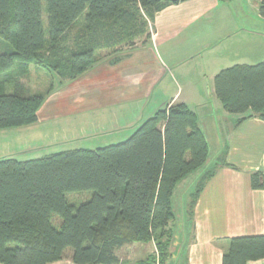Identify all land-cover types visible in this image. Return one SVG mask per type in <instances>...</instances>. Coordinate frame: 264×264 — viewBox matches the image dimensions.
Returning <instances> with one entry per match:
<instances>
[{
  "label": "trees",
  "instance_id": "1",
  "mask_svg": "<svg viewBox=\"0 0 264 264\" xmlns=\"http://www.w3.org/2000/svg\"><path fill=\"white\" fill-rule=\"evenodd\" d=\"M185 1V0H181ZM228 1V0H224ZM260 15L264 19V0ZM173 3L161 0H0V130L38 123L45 95L21 83L30 66L50 68L62 80H76L96 63L101 45H117L146 28L143 13L155 15ZM84 17L90 39L60 46ZM132 30V33L130 32ZM130 32V34H128ZM148 40L152 36L149 33ZM12 87V93L6 88ZM214 91L230 115L264 121V61L238 64L219 72ZM208 141L196 113L171 103L143 121L124 142L94 150H72L20 161L0 159V264H52L68 249L75 264H156V256L130 263L117 252L132 244L154 243L159 264L170 256L173 199L177 186L209 160ZM213 172L197 183L195 205ZM264 190V171L251 175ZM93 192L79 206L71 193ZM60 219V228L54 218ZM11 244L16 246L11 247ZM264 259V235L229 240L222 264Z\"/></svg>",
  "mask_w": 264,
  "mask_h": 264
},
{
  "label": "crops",
  "instance_id": "2",
  "mask_svg": "<svg viewBox=\"0 0 264 264\" xmlns=\"http://www.w3.org/2000/svg\"><path fill=\"white\" fill-rule=\"evenodd\" d=\"M259 9L260 2L257 0H185L165 7L155 15V29L144 50L149 59L133 61L131 67L132 73L146 69L147 73L154 75L145 73V80L121 88L119 93L126 91L128 99L113 103L130 104L150 98L171 74L172 68L201 59L208 61L209 73H200L197 79L181 75L180 81L174 77L178 91L160 107L162 109L171 103L187 104L198 117L210 152V130L218 138L213 142L221 147L219 125L222 120L228 123L227 139L215 158L219 163L214 162L215 166L213 164L202 175L210 171L213 172L212 178L206 183L195 205L194 192L191 193L188 203L185 202L182 218H178L176 213L174 195V237L165 264H222L230 239L264 235V190L254 189L251 183L252 173L264 170V121L253 117L237 124L243 116L226 113L214 91L215 76L226 68L247 64L248 55L255 52L254 47L259 46L255 43L253 46L247 45V37L256 40L261 38L262 32L237 24L238 18L247 17L248 14L262 22ZM162 71L165 73L160 74ZM146 118H138L128 136ZM122 125L117 123L115 127L120 129ZM151 244L154 243L128 245L117 255L124 252L121 260L135 263L151 255L148 251ZM52 264H75L72 251L66 252L62 261ZM248 264H264V259Z\"/></svg>",
  "mask_w": 264,
  "mask_h": 264
},
{
  "label": "rangeland",
  "instance_id": "3",
  "mask_svg": "<svg viewBox=\"0 0 264 264\" xmlns=\"http://www.w3.org/2000/svg\"><path fill=\"white\" fill-rule=\"evenodd\" d=\"M42 3L43 23L47 30L46 0H42ZM142 16L146 22V28L142 30L139 24L134 27L132 30L139 35L134 37L133 41L129 40V36L117 45H101L96 50V63L76 80H62L50 68L35 64L30 66L27 75H24L20 82L27 84L32 92L44 93L45 104L39 113L40 120L30 126L0 130V159L14 156L20 161H27L66 151L94 150L124 142L134 133L132 132L128 136L133 123L138 118L147 117L146 119H149L150 115H154L155 111H158L176 95L178 90L174 77L181 81L182 76H188L190 79L193 76L197 79V75L200 73L203 75L209 73L208 61L202 59L198 62L181 65L171 69L172 75H167L164 82L159 85L150 98H142L130 104H113L128 99L126 91L123 94L119 93L121 88L133 82L138 84L146 79L144 78L147 73L146 69H143V72L138 70L139 73H132L131 68L133 61L149 59L148 53H145L144 50L150 41L147 36L149 33L152 36L155 27L154 21L148 15L143 13ZM256 18L248 14L247 17L241 16L237 20V24L242 27L244 25L248 29L250 27L262 32L259 39L252 40L247 37V45L253 46L254 43L259 45L254 47L256 53L248 55V65H257L264 61V19L260 22ZM89 39L90 33L87 31L85 19L82 17L66 34L60 46L72 48L78 41L86 42ZM5 46V41L0 38V53L4 52ZM120 68L125 70L119 71ZM163 73L165 71L160 72V74ZM147 75L154 74L149 72ZM5 91L6 93L13 92L10 86ZM155 108L156 110H154ZM117 123H123L120 129L115 127ZM219 126L221 147L213 142V140L216 142L218 138L212 135V130H210L208 135L212 138V143L207 164L190 174L176 191L174 203L178 218H182V212L186 208L191 193L196 190L201 176L206 169H210L214 162H217L215 158L219 156L218 151L223 149V143L227 139L228 123L222 120ZM92 194L93 192L71 193L66 197L70 203L79 206L90 200ZM54 225L57 229L60 228L58 216L54 218ZM10 246L14 247L16 244ZM148 251L155 256V244H151ZM119 254L124 257V252Z\"/></svg>",
  "mask_w": 264,
  "mask_h": 264
},
{
  "label": "water",
  "instance_id": "4",
  "mask_svg": "<svg viewBox=\"0 0 264 264\" xmlns=\"http://www.w3.org/2000/svg\"><path fill=\"white\" fill-rule=\"evenodd\" d=\"M161 1L169 2V3H173V4H177V3H179L181 0H161Z\"/></svg>",
  "mask_w": 264,
  "mask_h": 264
},
{
  "label": "built area",
  "instance_id": "5",
  "mask_svg": "<svg viewBox=\"0 0 264 264\" xmlns=\"http://www.w3.org/2000/svg\"><path fill=\"white\" fill-rule=\"evenodd\" d=\"M263 171H264V170H263ZM156 258H157L156 264H159V260H158V258H159V254H158L157 250H156Z\"/></svg>",
  "mask_w": 264,
  "mask_h": 264
}]
</instances>
